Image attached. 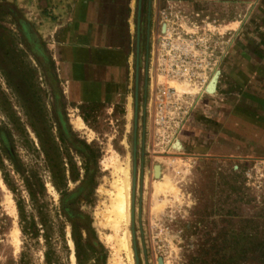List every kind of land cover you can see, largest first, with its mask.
Returning a JSON list of instances; mask_svg holds the SVG:
<instances>
[{"label":"rangeland","instance_id":"1","mask_svg":"<svg viewBox=\"0 0 264 264\" xmlns=\"http://www.w3.org/2000/svg\"><path fill=\"white\" fill-rule=\"evenodd\" d=\"M187 1L181 52L133 39L129 101L108 112L66 102L48 41L0 0V126L31 184L6 159L0 264H264V0Z\"/></svg>","mask_w":264,"mask_h":264},{"label":"crops","instance_id":"2","mask_svg":"<svg viewBox=\"0 0 264 264\" xmlns=\"http://www.w3.org/2000/svg\"><path fill=\"white\" fill-rule=\"evenodd\" d=\"M9 1L48 41L66 102L76 108L98 104L108 112L117 105L127 106L129 101L128 80L133 70L131 41L146 39L149 55L147 48L155 34L164 37L174 26L180 32L184 9L194 2L152 0L150 10L149 0ZM170 6L174 8L171 19L168 12L167 18L163 14L167 11L163 8ZM162 19L164 30L160 28ZM241 23L231 18L222 25L230 30ZM136 47L139 52L138 43Z\"/></svg>","mask_w":264,"mask_h":264},{"label":"trees","instance_id":"3","mask_svg":"<svg viewBox=\"0 0 264 264\" xmlns=\"http://www.w3.org/2000/svg\"><path fill=\"white\" fill-rule=\"evenodd\" d=\"M25 24L28 23L25 21L23 25ZM13 124L16 128L19 127L17 119H13ZM90 151L92 155H96L97 153L100 154L99 153L100 151L97 150H90ZM6 159L15 166L16 172L23 176L26 185L29 188H31V184L29 183V176L27 175V173H25V170H23V168L21 167L22 161L18 158V155L15 152L14 139L12 137L11 131L8 129L7 125H3L2 127L0 126V170L3 172L5 180L7 181L8 173L6 172V164H5ZM7 182L11 186V183H9V181ZM18 207L23 216L24 209L21 202H18Z\"/></svg>","mask_w":264,"mask_h":264},{"label":"bare ground","instance_id":"4","mask_svg":"<svg viewBox=\"0 0 264 264\" xmlns=\"http://www.w3.org/2000/svg\"><path fill=\"white\" fill-rule=\"evenodd\" d=\"M75 122L78 125V127H82L83 122L81 118H76ZM119 170L123 174V177L117 180V184H116L117 192H116V195L113 201L114 207L116 208L115 213L117 215L116 227H119V224L121 223V221L123 220L128 221V211H129V199H128L129 198V173H128V169L122 168V166L120 167ZM160 170L161 169L158 166L156 168V174L154 175L158 176L160 174ZM128 238H129L128 234H125L120 242H122L123 249L126 250V252H128L127 253L128 259L132 261L131 249H130ZM73 259H74V256H73Z\"/></svg>","mask_w":264,"mask_h":264},{"label":"built area","instance_id":"5","mask_svg":"<svg viewBox=\"0 0 264 264\" xmlns=\"http://www.w3.org/2000/svg\"><path fill=\"white\" fill-rule=\"evenodd\" d=\"M183 38V33L177 32L176 26H174L172 30L168 31L165 36L162 37L161 46L167 51L168 55L179 54L182 50L181 42Z\"/></svg>","mask_w":264,"mask_h":264},{"label":"water","instance_id":"6","mask_svg":"<svg viewBox=\"0 0 264 264\" xmlns=\"http://www.w3.org/2000/svg\"><path fill=\"white\" fill-rule=\"evenodd\" d=\"M151 4H152V0H149V8H150V10H151ZM147 50L149 51L148 48H147ZM138 51H139V42H138ZM138 70H139V64L137 65V73H136V86L137 87H138V84H139V72H138ZM216 77L217 76H215L212 79V81L210 82L209 88H211V87L214 86V84L216 82ZM135 97L136 98H135V111H134V116H135V128H137V126H138V111H139V95H138V90L136 91V96ZM135 149H136V146H135ZM157 167L158 166H156V168ZM135 179H136V177L134 175V185H135ZM135 253H136V261H137V264H140L139 263V257L137 256V252H135Z\"/></svg>","mask_w":264,"mask_h":264}]
</instances>
